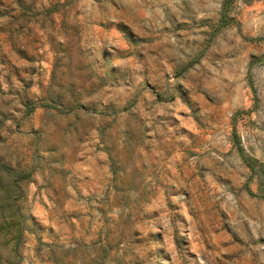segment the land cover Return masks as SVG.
Masks as SVG:
<instances>
[{"label":"rangeland","instance_id":"obj_1","mask_svg":"<svg viewBox=\"0 0 264 264\" xmlns=\"http://www.w3.org/2000/svg\"><path fill=\"white\" fill-rule=\"evenodd\" d=\"M0 264H264V0H0Z\"/></svg>","mask_w":264,"mask_h":264}]
</instances>
